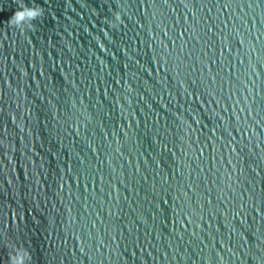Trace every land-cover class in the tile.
I'll return each instance as SVG.
<instances>
[{"label":"water","instance_id":"95a60500","mask_svg":"<svg viewBox=\"0 0 264 264\" xmlns=\"http://www.w3.org/2000/svg\"><path fill=\"white\" fill-rule=\"evenodd\" d=\"M224 2L0 0V264H264V16Z\"/></svg>","mask_w":264,"mask_h":264},{"label":"clouds","instance_id":"9594fccd","mask_svg":"<svg viewBox=\"0 0 264 264\" xmlns=\"http://www.w3.org/2000/svg\"><path fill=\"white\" fill-rule=\"evenodd\" d=\"M42 9L40 8H26L22 7L21 10L15 11L9 18V22L17 27L21 26L22 22H28L35 20L41 16ZM28 257L26 252L17 250L10 258V264H26Z\"/></svg>","mask_w":264,"mask_h":264},{"label":"snow or ice","instance_id":"6c2138e0","mask_svg":"<svg viewBox=\"0 0 264 264\" xmlns=\"http://www.w3.org/2000/svg\"><path fill=\"white\" fill-rule=\"evenodd\" d=\"M163 3L166 5L168 3V0H163ZM181 3H183V0H181ZM217 3H220V0H215V5ZM233 3V0H225V2L222 4L224 9L230 8L231 5ZM246 5L247 8L252 9L253 11H256L257 8L261 9V15L264 16V0H241V3L238 5V7L243 8ZM179 6V5H177ZM184 7L186 8V10L188 12H192V9H188L187 5L185 4ZM193 7H195V5L193 4ZM221 7V5H220ZM193 15V19L195 18V13H192ZM262 24H264V19H262L260 21ZM211 27V26H210ZM185 31H187V29H185ZM258 39V37H257ZM207 53H205L206 55ZM43 74V73H41ZM258 147V145H257ZM253 171H255V169H253ZM261 211H264V208H261ZM241 223H243V221H241Z\"/></svg>","mask_w":264,"mask_h":264}]
</instances>
